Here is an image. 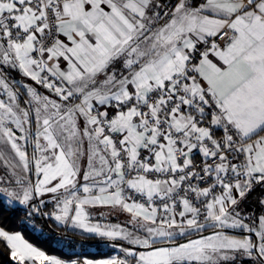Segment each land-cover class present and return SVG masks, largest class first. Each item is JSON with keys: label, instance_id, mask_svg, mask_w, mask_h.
I'll list each match as a JSON object with an SVG mask.
<instances>
[{"label": "snow or ice", "instance_id": "obj_1", "mask_svg": "<svg viewBox=\"0 0 264 264\" xmlns=\"http://www.w3.org/2000/svg\"><path fill=\"white\" fill-rule=\"evenodd\" d=\"M0 209L14 264H264V0H0Z\"/></svg>", "mask_w": 264, "mask_h": 264}, {"label": "trees", "instance_id": "obj_2", "mask_svg": "<svg viewBox=\"0 0 264 264\" xmlns=\"http://www.w3.org/2000/svg\"><path fill=\"white\" fill-rule=\"evenodd\" d=\"M261 190L254 191L248 200L251 205L255 204L256 199L261 195ZM22 214L11 212L6 209H0V226L11 232H21L29 242L42 249L48 251L50 254L59 255L62 249L54 243V236L52 239L41 237L38 233H34L27 225L21 223ZM67 251V249H63ZM90 252V251H88ZM98 255V253H92ZM101 254V253H99ZM0 264H14L10 259L9 250L3 243H0Z\"/></svg>", "mask_w": 264, "mask_h": 264}, {"label": "built area", "instance_id": "obj_3", "mask_svg": "<svg viewBox=\"0 0 264 264\" xmlns=\"http://www.w3.org/2000/svg\"><path fill=\"white\" fill-rule=\"evenodd\" d=\"M97 242H95L93 240L92 241H84V247L86 248L87 251H90L91 249H95V251H97V247L99 245H103L104 249H107V248L110 249L105 243L100 242V241H97ZM79 250H80V245L78 244L77 245V251H79Z\"/></svg>", "mask_w": 264, "mask_h": 264}, {"label": "rangeland", "instance_id": "obj_4", "mask_svg": "<svg viewBox=\"0 0 264 264\" xmlns=\"http://www.w3.org/2000/svg\"><path fill=\"white\" fill-rule=\"evenodd\" d=\"M87 241H92V240H87ZM95 242H97L98 240H93ZM98 243V242H97ZM107 247V246H106ZM111 250L110 249H104V246L103 245H99L97 247V251H95V249H91L90 250V253H98V255H103V254H106V253H109ZM101 253V254H99Z\"/></svg>", "mask_w": 264, "mask_h": 264}]
</instances>
